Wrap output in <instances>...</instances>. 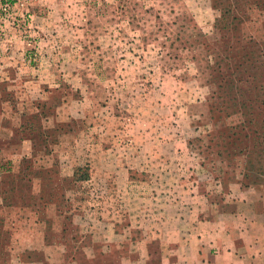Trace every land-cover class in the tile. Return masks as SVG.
<instances>
[{
  "label": "rangeland",
  "instance_id": "1",
  "mask_svg": "<svg viewBox=\"0 0 264 264\" xmlns=\"http://www.w3.org/2000/svg\"><path fill=\"white\" fill-rule=\"evenodd\" d=\"M218 1L0 0V264L14 231L33 247L62 229L82 264L85 251L138 259L146 237L156 261L160 232L198 227L243 189L264 196L252 148L264 104L252 117L213 99L245 46L261 57L264 0ZM260 61L236 81L251 100L263 99ZM79 167L89 181H75Z\"/></svg>",
  "mask_w": 264,
  "mask_h": 264
},
{
  "label": "crops",
  "instance_id": "2",
  "mask_svg": "<svg viewBox=\"0 0 264 264\" xmlns=\"http://www.w3.org/2000/svg\"><path fill=\"white\" fill-rule=\"evenodd\" d=\"M245 190L240 191L236 201H232L234 206L203 218L196 228L160 232L156 261L152 260L155 254L147 253L148 237L145 242L147 250L141 248L138 259L123 257L119 262H98L94 260V254L91 256L84 250L86 260L89 264H264V196L249 197ZM12 219L27 220L28 216L15 212ZM40 233L41 243L33 247L14 242L19 235L15 231L12 233L13 240L7 250L14 254L10 255L12 264H82L76 256L68 259L69 248L62 242L66 234L64 229L55 234L45 230ZM21 253L34 255L32 258L23 257Z\"/></svg>",
  "mask_w": 264,
  "mask_h": 264
},
{
  "label": "trees",
  "instance_id": "3",
  "mask_svg": "<svg viewBox=\"0 0 264 264\" xmlns=\"http://www.w3.org/2000/svg\"><path fill=\"white\" fill-rule=\"evenodd\" d=\"M214 1V8L220 9V7L223 5L221 4L218 0H213ZM221 12V19L219 20L220 22L217 23V27H219L220 30H224L225 28H228V23H227V19L230 18V15L232 14L231 9L229 8V6H224L222 10H220ZM223 25V26H222ZM227 44V43H226ZM228 45V44H227ZM256 45V44H255ZM244 54L241 55L240 57V62L237 66H235L232 63H226L225 59H221V61L218 63H220V66H222V63H226L225 65L230 69V68H234V74L235 76H229V75H223L221 76V80L219 82L218 85V92L214 93L213 99L215 101L219 99H221L220 101H222V105H226V109H230L232 108V106L234 107H239L241 111L242 109V115H250L252 117H255V112L258 109H262L261 106L264 104V92L262 93V100L259 101L258 99L256 100H251L250 97V91L248 89L245 88H240V86L237 84L238 82H243V77H244V73L241 72V70H239L242 66L246 65V66H250L252 68H254V72H262V67L258 64L262 63V61H260V58L263 59V63H264V49H262L260 51V55L261 57H259L258 59L256 58V52L254 50L253 47L251 46H245L243 48ZM228 52L232 53L234 52V50L232 48H228ZM237 54H241V53H237ZM235 55V53H234ZM238 55H235L234 58L237 59ZM231 60V58H227ZM256 65H258V69L255 67ZM238 80V82H236ZM250 84H255V81L252 79V82H250ZM248 87L249 84L247 83ZM238 87V90L235 91V88ZM250 88V87H249ZM232 103V105H231ZM259 115L262 116L263 115V110H261L258 114H256V117ZM254 121V122H253ZM250 120V124H256L255 119L254 120ZM259 123H257L256 125H258ZM264 124V122H263ZM244 129H247V126L244 127ZM259 135L255 137L256 144H254V146L252 148H260L262 149L261 153L262 156H259V158L261 159L262 157H264V132L260 133L257 132ZM250 149V148H249ZM248 151V152H247ZM246 154H244L245 158H246V166L250 168H255V162L253 160L252 157V153L249 150H245ZM257 167V166H256ZM260 168H258V170H256V172L258 173V177L259 180H263L264 179V164H262L261 166H259ZM74 178L75 181H89L90 180V174H89V167H79L75 170L74 172ZM261 178V179H260Z\"/></svg>",
  "mask_w": 264,
  "mask_h": 264
}]
</instances>
